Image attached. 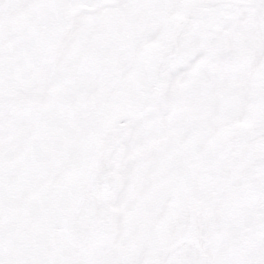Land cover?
Here are the masks:
<instances>
[{
  "label": "snow or ice",
  "instance_id": "obj_1",
  "mask_svg": "<svg viewBox=\"0 0 264 264\" xmlns=\"http://www.w3.org/2000/svg\"><path fill=\"white\" fill-rule=\"evenodd\" d=\"M0 264H264V0H0Z\"/></svg>",
  "mask_w": 264,
  "mask_h": 264
}]
</instances>
